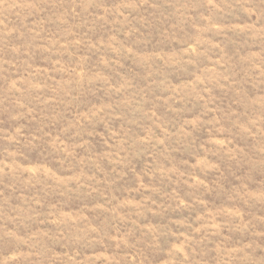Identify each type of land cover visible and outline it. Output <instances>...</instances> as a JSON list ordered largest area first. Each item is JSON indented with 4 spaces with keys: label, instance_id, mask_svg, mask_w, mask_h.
I'll return each instance as SVG.
<instances>
[{
    "label": "rangeland",
    "instance_id": "1",
    "mask_svg": "<svg viewBox=\"0 0 264 264\" xmlns=\"http://www.w3.org/2000/svg\"><path fill=\"white\" fill-rule=\"evenodd\" d=\"M0 264H264V0H0Z\"/></svg>",
    "mask_w": 264,
    "mask_h": 264
}]
</instances>
